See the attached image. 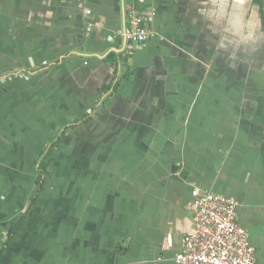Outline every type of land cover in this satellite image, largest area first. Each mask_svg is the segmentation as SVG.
<instances>
[{
  "label": "crops",
  "instance_id": "crops-1",
  "mask_svg": "<svg viewBox=\"0 0 264 264\" xmlns=\"http://www.w3.org/2000/svg\"><path fill=\"white\" fill-rule=\"evenodd\" d=\"M2 42L0 264H175L194 190L235 200L264 264L256 0H0Z\"/></svg>",
  "mask_w": 264,
  "mask_h": 264
},
{
  "label": "built area",
  "instance_id": "built-area-1",
  "mask_svg": "<svg viewBox=\"0 0 264 264\" xmlns=\"http://www.w3.org/2000/svg\"><path fill=\"white\" fill-rule=\"evenodd\" d=\"M145 21L141 14L131 12L126 28L112 39L120 41L122 56L133 55L136 47L148 39ZM192 196L194 232L183 239L175 264H257L255 249L237 223L235 200L198 190Z\"/></svg>",
  "mask_w": 264,
  "mask_h": 264
},
{
  "label": "trees",
  "instance_id": "trees-1",
  "mask_svg": "<svg viewBox=\"0 0 264 264\" xmlns=\"http://www.w3.org/2000/svg\"><path fill=\"white\" fill-rule=\"evenodd\" d=\"M257 4L260 5V12H261V18H262V26L264 29V0H256ZM115 63H118V60L116 59L115 61L112 62V65H115ZM117 74V72H116ZM65 131L59 135L56 141H54L51 146L47 147L45 152L43 153L41 157V161L38 164V170L40 174L46 171L47 164L49 160L51 159L52 154L54 153L56 147L59 146L61 138L64 136ZM20 225L14 226L13 229L11 230V235L16 233V231L19 229Z\"/></svg>",
  "mask_w": 264,
  "mask_h": 264
},
{
  "label": "rangeland",
  "instance_id": "rangeland-1",
  "mask_svg": "<svg viewBox=\"0 0 264 264\" xmlns=\"http://www.w3.org/2000/svg\"><path fill=\"white\" fill-rule=\"evenodd\" d=\"M1 45L3 44V42L2 43H0ZM8 48H12L10 45H9V47Z\"/></svg>",
  "mask_w": 264,
  "mask_h": 264
}]
</instances>
